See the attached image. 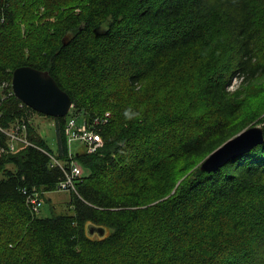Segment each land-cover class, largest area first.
<instances>
[{
  "label": "trees",
  "instance_id": "obj_1",
  "mask_svg": "<svg viewBox=\"0 0 264 264\" xmlns=\"http://www.w3.org/2000/svg\"><path fill=\"white\" fill-rule=\"evenodd\" d=\"M22 65L69 94L66 116L14 95ZM105 111L102 145L70 155L68 119ZM253 126L261 143L200 168ZM71 160L66 211L38 216L28 195L42 203ZM0 264H264V0H0Z\"/></svg>",
  "mask_w": 264,
  "mask_h": 264
},
{
  "label": "water",
  "instance_id": "obj_2",
  "mask_svg": "<svg viewBox=\"0 0 264 264\" xmlns=\"http://www.w3.org/2000/svg\"><path fill=\"white\" fill-rule=\"evenodd\" d=\"M11 88L14 95L24 104L48 116H66L72 107L69 94L58 86L47 70L29 65L18 66L12 71ZM262 141L261 127L253 126L243 129L210 152L201 161L200 168L205 171L214 170L228 159L249 151ZM87 232L102 236L105 229L89 224Z\"/></svg>",
  "mask_w": 264,
  "mask_h": 264
},
{
  "label": "built area",
  "instance_id": "obj_3",
  "mask_svg": "<svg viewBox=\"0 0 264 264\" xmlns=\"http://www.w3.org/2000/svg\"><path fill=\"white\" fill-rule=\"evenodd\" d=\"M108 117V112L102 115L95 114L91 117L90 121L84 120L80 123L76 121L75 117H70L65 127L68 143L70 145L68 149L69 154L71 155L73 153V141H79L83 145L86 152L96 151L103 143L101 135L95 130L96 126L104 124ZM6 133L10 138L9 142L12 145L10 146L11 149H14L18 143H28L25 137L24 124L17 125L15 129L7 130ZM53 162L62 167V164H60L58 160L53 158ZM69 168L70 169L65 172V179L59 183L57 187L58 189H74V177L79 176L82 173V169L75 160H71ZM27 201L30 204L31 210L36 211L41 205L36 193L29 194Z\"/></svg>",
  "mask_w": 264,
  "mask_h": 264
},
{
  "label": "rangeland",
  "instance_id": "obj_4",
  "mask_svg": "<svg viewBox=\"0 0 264 264\" xmlns=\"http://www.w3.org/2000/svg\"><path fill=\"white\" fill-rule=\"evenodd\" d=\"M239 84L240 82L238 80H235L234 82V79H232V84L229 86V88L233 90ZM105 113H107V111L103 112V114ZM77 117L78 121H81L84 118V115L83 113H78ZM32 121L39 124L40 131L42 132V135L45 138L47 144L53 151H55L56 133L53 120L48 117L34 114L31 122ZM83 149L84 147L79 141L72 142L73 153L83 151ZM69 198V190L56 188V191L45 192V196L41 199L42 203L39 210L37 211V215L40 217H51L64 213L66 211Z\"/></svg>",
  "mask_w": 264,
  "mask_h": 264
},
{
  "label": "bare ground",
  "instance_id": "obj_5",
  "mask_svg": "<svg viewBox=\"0 0 264 264\" xmlns=\"http://www.w3.org/2000/svg\"><path fill=\"white\" fill-rule=\"evenodd\" d=\"M17 14V13H16ZM15 16H17V15H15ZM146 80V79H145ZM144 83V82H143ZM147 84V83H146ZM139 88V87H138ZM2 91V90H1ZM73 110V109H72ZM100 114V113H99ZM69 117V116H68ZM66 118V117H65ZM111 118V117H110ZM54 119V118H53ZM63 119V118H62ZM15 121V120H14ZM36 127V126H35ZM64 132V131H63ZM8 139V138H7ZM19 145H21V144H19ZM7 148V147H6ZM18 151V150H17ZM20 151V150H19ZM12 152V151H11ZM21 152V151H20ZM19 159V158H18ZM12 167H13V165H12ZM36 187H38V186H36ZM42 188V187H41ZM36 190V189H35ZM41 193V192H40ZM39 193V194H40ZM40 200V199H39Z\"/></svg>",
  "mask_w": 264,
  "mask_h": 264
},
{
  "label": "crops",
  "instance_id": "obj_6",
  "mask_svg": "<svg viewBox=\"0 0 264 264\" xmlns=\"http://www.w3.org/2000/svg\"><path fill=\"white\" fill-rule=\"evenodd\" d=\"M40 133L42 134V132L40 131Z\"/></svg>",
  "mask_w": 264,
  "mask_h": 264
},
{
  "label": "snow or ice",
  "instance_id": "obj_7",
  "mask_svg": "<svg viewBox=\"0 0 264 264\" xmlns=\"http://www.w3.org/2000/svg\"><path fill=\"white\" fill-rule=\"evenodd\" d=\"M248 135H250V134H248Z\"/></svg>",
  "mask_w": 264,
  "mask_h": 264
}]
</instances>
